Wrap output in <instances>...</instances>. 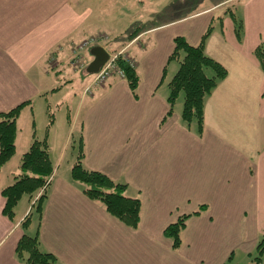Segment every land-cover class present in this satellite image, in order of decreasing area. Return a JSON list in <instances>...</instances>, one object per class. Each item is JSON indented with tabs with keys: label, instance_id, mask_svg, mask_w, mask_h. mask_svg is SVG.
I'll return each instance as SVG.
<instances>
[{
	"label": "crops",
	"instance_id": "obj_1",
	"mask_svg": "<svg viewBox=\"0 0 264 264\" xmlns=\"http://www.w3.org/2000/svg\"><path fill=\"white\" fill-rule=\"evenodd\" d=\"M176 1L0 0V113L22 105L15 153L0 169V264H26L16 255L23 235L36 236L55 264H264L256 250L264 238V70L254 55L264 46V0H202L196 9L191 0ZM210 26L204 52L227 76L204 102L199 135L195 123L181 120L182 94L168 115V83L178 69L168 57L175 37L197 45ZM132 28L131 42L118 46ZM101 36L134 61L137 98L126 80L95 86L72 69L73 48ZM74 86L58 101L59 120L48 104L39 131L36 107ZM79 134L82 166L139 199L136 229L70 179ZM34 139L46 140L53 173L36 196L21 198L11 220L1 191L21 173ZM42 194L37 215L32 208ZM201 206L173 249L164 229Z\"/></svg>",
	"mask_w": 264,
	"mask_h": 264
},
{
	"label": "trees",
	"instance_id": "obj_2",
	"mask_svg": "<svg viewBox=\"0 0 264 264\" xmlns=\"http://www.w3.org/2000/svg\"><path fill=\"white\" fill-rule=\"evenodd\" d=\"M212 31L210 26L200 38L197 45H190L183 37H175L174 48L168 62L178 63V69L168 83L169 94L167 103L169 105L168 115L171 114L172 106L176 99L182 94L183 105L181 120L189 126L196 124L197 134L203 130L204 102L216 88L218 83L227 76L226 69L208 57L204 52L206 39ZM133 34V33H132ZM126 34L125 41H130L134 35ZM124 46L126 43H124ZM260 68L264 70V46H258L254 51ZM118 67L123 70L126 81L132 95L137 98L136 90L138 77L134 70L128 67L124 60H118ZM22 105L7 112L0 113V169L15 153L16 120ZM53 119L50 118L49 125ZM72 149H75V162L70 170V179L80 183L82 193L90 200L99 202L105 211L130 229H136L140 220L139 199L129 198L123 195L126 188L123 184L114 183L106 175L86 170L82 166V138L80 134L72 140ZM20 174L10 186L1 191L5 204L2 213L8 219L14 218V210L23 196L32 199L40 190L48 185V180L53 173V167L49 158L48 144L46 140H33L28 150L20 160ZM45 194L40 195L33 206V213L37 215L41 211V203ZM199 211L180 216L175 222L169 224L163 231L165 238L169 239L173 249L180 244V233L186 226V221L192 215H198ZM29 218H26L22 226H26ZM257 252L264 253V238L258 243ZM16 255L26 264H55L56 258L49 253L42 252L36 236L23 235L16 247Z\"/></svg>",
	"mask_w": 264,
	"mask_h": 264
},
{
	"label": "rangeland",
	"instance_id": "obj_3",
	"mask_svg": "<svg viewBox=\"0 0 264 264\" xmlns=\"http://www.w3.org/2000/svg\"><path fill=\"white\" fill-rule=\"evenodd\" d=\"M180 0H177L176 1V3H178ZM192 1V9H196L197 7H199V4L201 3V1L202 0H191ZM212 1H216V0H212ZM208 0H204L202 3H203V5H207L208 4ZM135 30V28L133 29H131V31H130V34L132 33V32H135L134 31ZM130 34L128 35V36H130ZM131 35H134L135 36V33H133V34H131ZM101 37H103V36H101ZM105 37V36H104ZM105 38H108V37H105ZM133 39V38H132ZM125 41V40H124ZM129 42H131V40L130 41H128L127 43H129ZM124 43H126V42H124ZM127 43L125 44V46L127 45ZM113 44H114V40H111V39H109L108 38V41H106V42H101V48H103L106 52H108V54L111 56V57H113V56H115V55H118L117 56V58H118V60H123V59H125V57L123 56V55H119V52L121 51V50H117L114 46H113ZM115 46H117V44H115ZM118 46H120V47H125L124 46V44H120V45H118ZM118 60H117V62H118ZM83 63H84V65H85V68H86V65L88 66V64L92 61V57L89 55V52L88 53H84V55H83ZM118 64V63H117ZM85 68H83V70H81V71H79L80 72V74H82V77L83 76H86L85 75ZM86 77H88V76H86ZM77 89H79L78 87H76V86H74L73 88H67V91L65 90L64 92H62L61 94H59L58 96H55V97H50L49 98V100H48V103L47 104H45L44 102L42 103L43 105H42V107L40 108L39 106H37L36 107V113H35V117H36V123H37V127H39V131H41V129H42V127H43V125H44V123H45V114H48V112L46 113V107L48 106V104H50V112L51 113H53L54 114V116L56 117V119L57 120H59V113H58V111L56 110L57 109V104L59 105L60 103L58 102V101H60V99L61 98H63V101H65V99L67 100L68 98H66L65 96H67V93H69V92H71V90H72V92H76L77 91ZM72 92L70 93L71 95H72ZM78 99L80 98L79 96L77 97ZM46 109V110H45ZM65 110H66V112H67V109H64V110H60L61 111V113H62V115L64 114V112H65ZM44 116H43V115ZM61 115V116H62ZM48 118V117H47ZM48 121H49V118H48ZM28 122H30V119H29V121ZM28 122H26L27 123V128H26V133H27V135H32L33 134V130H32V127L31 126H28ZM62 122H63V126H62V129H64V128H66V131H65V133L69 130V125L67 124V120L66 119H64V116H63V119H62ZM55 120H54V124H53V126H55ZM65 126V127H64ZM53 128V127H52ZM51 128V129H52ZM58 129L60 130L61 128H59V123H58ZM48 133V132H47ZM61 134H62V131H61ZM70 152L68 151V153L66 154V157H65V159L63 160V164L64 165H66L67 164V162H68V160H70ZM39 193V192H38ZM37 193V194H38ZM36 194V195H37ZM35 195V196H36Z\"/></svg>",
	"mask_w": 264,
	"mask_h": 264
},
{
	"label": "built area",
	"instance_id": "obj_4",
	"mask_svg": "<svg viewBox=\"0 0 264 264\" xmlns=\"http://www.w3.org/2000/svg\"><path fill=\"white\" fill-rule=\"evenodd\" d=\"M106 41H108V38L105 37L89 38L84 40L77 46H75L72 50V57L70 61L72 69L76 72L83 70V68H85V65L83 63L84 53H88L94 47L101 48V42H106ZM125 50L126 48L121 50L119 52V55H123L125 57V59H123L125 63L128 65L129 68L134 70L135 63L131 58H129L126 55ZM117 56L118 55L111 57L108 54V60L105 62V64L99 69V71L96 74L90 76L92 78V85L102 86L110 78H114V77L121 80H126L125 73L123 72L122 69L118 67Z\"/></svg>",
	"mask_w": 264,
	"mask_h": 264
},
{
	"label": "water",
	"instance_id": "obj_5",
	"mask_svg": "<svg viewBox=\"0 0 264 264\" xmlns=\"http://www.w3.org/2000/svg\"><path fill=\"white\" fill-rule=\"evenodd\" d=\"M89 53L92 56V61L86 68V74L93 75L96 74L108 60V54L104 49L100 47L92 48Z\"/></svg>",
	"mask_w": 264,
	"mask_h": 264
}]
</instances>
